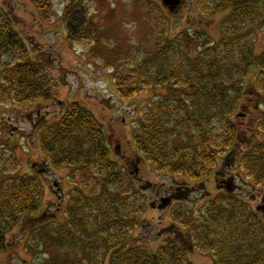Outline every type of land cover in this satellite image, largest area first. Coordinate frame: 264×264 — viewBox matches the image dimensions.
I'll use <instances>...</instances> for the list:
<instances>
[{"label":"trees","instance_id":"trees-1","mask_svg":"<svg viewBox=\"0 0 264 264\" xmlns=\"http://www.w3.org/2000/svg\"><path fill=\"white\" fill-rule=\"evenodd\" d=\"M37 1L50 7V0ZM181 3L169 8L176 12ZM197 7L205 14L229 10L219 44L199 31L172 40L161 31L153 55L131 63L128 59L114 70L116 90L124 99L166 87L138 119L133 132L137 157L128 159V169L112 159L102 124L80 104L64 105L59 119L49 125L40 109L34 118L28 115L32 126L40 128L36 140L52 165L73 168L66 220L24 228L29 250H55L47 264H91L98 259L107 264H190L187 252L192 249L212 253L214 264H264V222L258 215L264 205L252 211L233 194L240 172L247 179L242 182L264 185V111H258L261 117L253 130L240 128L236 121L245 105L264 104V51L255 55L251 50V35L264 27V0H197ZM89 26L84 14L65 15L70 40L88 35ZM4 54L11 59L0 69L1 104L52 98L56 85H51L46 64L30 60L11 20L0 14V58ZM251 71L254 82L247 83ZM139 158L155 171L180 176L160 196V208L172 201L188 203L210 177L220 190L198 211L191 203L174 206L171 236L153 252L127 238L144 206L142 192L152 184L140 180L139 190L134 186ZM9 162L17 164L15 158ZM49 163L32 162L31 173L16 175L0 162L1 251L10 228L40 208Z\"/></svg>","mask_w":264,"mask_h":264},{"label":"rangeland","instance_id":"rangeland-1","mask_svg":"<svg viewBox=\"0 0 264 264\" xmlns=\"http://www.w3.org/2000/svg\"><path fill=\"white\" fill-rule=\"evenodd\" d=\"M50 3L46 9L40 1L0 0V14L11 20L12 27L28 48L30 60L46 64L53 79L51 85H56L52 98L47 102H0V157H3L0 162L6 163L7 170L16 175L31 173L29 166L32 162H50L49 172L42 178L44 200L36 212L19 219L10 228L6 235V249L0 250V264H47L46 259L53 256L55 250H29L28 228H24L64 222L72 189L68 176L73 168L52 165L51 157L43 152L36 140L40 128L32 126L28 115L34 118L35 110L40 109L44 114V124L49 125L59 119L64 105L71 102L80 104L102 124L108 135L106 142L112 159L118 167L128 169V159L137 157L133 132L138 119L152 101L162 97L166 87L146 89L130 99H124L116 90L114 70L129 60L131 63L144 59L147 53L153 55L155 40L161 31L169 40L186 31H199L212 43L219 44L222 39L221 23L229 13V10L202 13L197 7V0H182L176 12H172L175 8L168 9L159 0H50ZM72 13L84 14L85 21L90 25L88 35L69 39L65 15ZM79 26L81 28V23ZM251 37L252 53L261 54L264 51V27L255 30ZM188 54L191 56L195 52ZM10 59V55H2L0 69ZM254 75L255 71H251L246 82L253 83ZM258 111H264V104L245 105L243 114L236 120L238 126L253 130L255 121L261 117ZM5 141L8 145L2 146ZM11 158L17 160L16 165L9 162ZM240 175L236 180L234 196L244 201L252 211L260 209L259 206L264 205V185L246 184V177L241 172ZM132 179L138 190L140 180L152 184L142 192L144 206L142 212L135 216V226L127 238L130 243L144 245L151 252L171 236L168 227L174 206H190L188 203H191L198 211L220 192L210 177L200 191L191 195L188 203L172 201L169 207L160 208V196L176 186L180 176L155 171L143 158H139ZM258 215L264 222V211ZM22 231L27 233L22 234ZM187 262L214 264L212 253L195 249L188 250ZM91 264L107 262L98 259Z\"/></svg>","mask_w":264,"mask_h":264},{"label":"water","instance_id":"water-1","mask_svg":"<svg viewBox=\"0 0 264 264\" xmlns=\"http://www.w3.org/2000/svg\"><path fill=\"white\" fill-rule=\"evenodd\" d=\"M164 4H169L171 2H173L174 0H161Z\"/></svg>","mask_w":264,"mask_h":264}]
</instances>
